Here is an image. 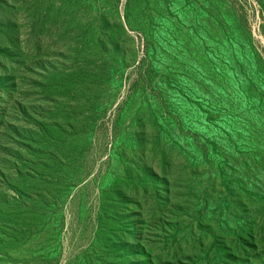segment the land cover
Segmentation results:
<instances>
[{"label": "rangeland", "instance_id": "374dc122", "mask_svg": "<svg viewBox=\"0 0 264 264\" xmlns=\"http://www.w3.org/2000/svg\"><path fill=\"white\" fill-rule=\"evenodd\" d=\"M0 85V264H264V0H0Z\"/></svg>", "mask_w": 264, "mask_h": 264}, {"label": "trees", "instance_id": "16d2710c", "mask_svg": "<svg viewBox=\"0 0 264 264\" xmlns=\"http://www.w3.org/2000/svg\"><path fill=\"white\" fill-rule=\"evenodd\" d=\"M1 26L2 27H7V28H9V25H8V23L7 22H3V24L1 23ZM9 39H11L12 41H13V38H9ZM1 86V85H0Z\"/></svg>", "mask_w": 264, "mask_h": 264}]
</instances>
